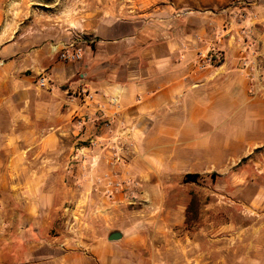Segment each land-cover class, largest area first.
<instances>
[{
  "label": "crops",
  "instance_id": "obj_1",
  "mask_svg": "<svg viewBox=\"0 0 264 264\" xmlns=\"http://www.w3.org/2000/svg\"><path fill=\"white\" fill-rule=\"evenodd\" d=\"M115 1L79 63L24 39L18 23L0 42L1 238L26 245L62 191L92 212L80 223L103 230L83 248H55L48 264H157L148 248L108 240L136 202L134 182L154 208H168L166 185L188 176L219 178L202 190L225 196L245 182L242 159L264 148V0ZM252 160L264 172L260 156ZM104 177L123 189L108 190ZM179 185L175 207L186 211L189 184ZM174 252L175 264H216L214 250L197 245Z\"/></svg>",
  "mask_w": 264,
  "mask_h": 264
},
{
  "label": "rangeland",
  "instance_id": "obj_2",
  "mask_svg": "<svg viewBox=\"0 0 264 264\" xmlns=\"http://www.w3.org/2000/svg\"><path fill=\"white\" fill-rule=\"evenodd\" d=\"M115 4V0H0V42L7 40L12 30L21 24L20 35L24 39L35 45L47 44L55 48L56 54L71 43L82 47L83 41L98 39L95 30L103 26L101 19L111 23L112 14L108 9ZM257 155L264 166V148L251 157ZM251 157L242 159L239 166L247 175L245 182L233 185L231 193L226 192L225 196L220 191L213 194L202 190L214 187L217 177L213 180L186 177L184 181L174 180L166 185L168 208H154L150 206L154 202L151 194L144 193L140 184L134 182L131 198L136 202L124 210L128 216L113 227L114 231H121L123 240L151 250L157 264L165 258L175 264L176 248L191 249L195 245L204 251L214 250L216 264H264V172ZM103 180L107 189H123L112 178ZM184 182L189 184L188 194L192 197L186 211L175 207L176 202L182 200L178 191L182 190L179 184ZM51 183L60 188L63 178L54 177ZM65 183L68 184L69 179ZM109 192L106 191L108 195ZM77 195L75 192L56 193L55 206L45 210V221L36 227V233L27 236L28 243L22 247L16 245L17 239L12 244L7 243L0 231V264H33L34 261L48 264L60 245L83 248L89 233H102L100 226L80 223V217L93 214L76 207ZM209 200H221V207H202L207 204L204 201ZM184 216L186 220L181 223ZM177 237H184V244L179 243Z\"/></svg>",
  "mask_w": 264,
  "mask_h": 264
},
{
  "label": "built area",
  "instance_id": "obj_3",
  "mask_svg": "<svg viewBox=\"0 0 264 264\" xmlns=\"http://www.w3.org/2000/svg\"><path fill=\"white\" fill-rule=\"evenodd\" d=\"M58 59L64 63H79L83 60L84 51L81 46L77 43H71L67 45L64 49L57 51ZM207 63L201 62V67H205V64L210 63L209 59H206ZM49 84V79L47 76H41L38 80V86L40 88H45ZM81 97L84 100L92 101L93 96L88 91L87 86H82L81 88Z\"/></svg>",
  "mask_w": 264,
  "mask_h": 264
},
{
  "label": "water",
  "instance_id": "obj_4",
  "mask_svg": "<svg viewBox=\"0 0 264 264\" xmlns=\"http://www.w3.org/2000/svg\"><path fill=\"white\" fill-rule=\"evenodd\" d=\"M123 238L124 234L121 231H114L109 235L108 240L110 242H118L121 241Z\"/></svg>",
  "mask_w": 264,
  "mask_h": 264
},
{
  "label": "trees",
  "instance_id": "obj_5",
  "mask_svg": "<svg viewBox=\"0 0 264 264\" xmlns=\"http://www.w3.org/2000/svg\"><path fill=\"white\" fill-rule=\"evenodd\" d=\"M189 177H196V176H188V178H189Z\"/></svg>",
  "mask_w": 264,
  "mask_h": 264
}]
</instances>
